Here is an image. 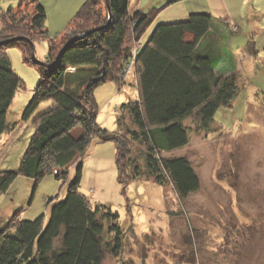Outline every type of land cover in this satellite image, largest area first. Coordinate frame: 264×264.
I'll list each match as a JSON object with an SVG mask.
<instances>
[{"label": "trees", "instance_id": "1", "mask_svg": "<svg viewBox=\"0 0 264 264\" xmlns=\"http://www.w3.org/2000/svg\"><path fill=\"white\" fill-rule=\"evenodd\" d=\"M109 2L110 10L106 0H85L61 44L49 35L43 1L19 0L17 7L0 9V137L18 126L8 121V113L23 87L6 50L18 47L40 73L21 115L23 122L34 119V131L19 169L0 171L1 196L20 174L34 180V190L48 175L68 181L69 166L79 156L66 195L51 205L48 219L44 214L14 217L9 229H0V264H103L106 251L119 255L124 232L118 211L93 205L81 192L83 160L93 139L114 141L123 194L134 181L152 179L160 186L172 184L179 197L187 198L200 189V177L186 155L166 153L190 143L187 119L198 133L208 132L217 112L231 107L240 94L234 54L222 53L213 35L218 18L193 12L181 21L159 23L134 55L133 41L142 42L161 9H132L131 0ZM223 24L233 33L228 22ZM39 40L49 42L44 63L32 61L31 42ZM204 41L208 45L201 50ZM246 49L258 56L255 42ZM127 63L135 66L131 87L137 99L117 107L112 130L97 119L95 91L108 81L124 86ZM44 103L48 108L37 114ZM54 168L63 172L56 174Z\"/></svg>", "mask_w": 264, "mask_h": 264}, {"label": "rangeland", "instance_id": "2", "mask_svg": "<svg viewBox=\"0 0 264 264\" xmlns=\"http://www.w3.org/2000/svg\"><path fill=\"white\" fill-rule=\"evenodd\" d=\"M41 1L47 9L49 35L57 37L61 44V35L85 0ZM131 2L132 9H161L148 35L159 23L181 21L193 12H208L218 18L213 35L220 39L222 53L234 54L233 67L240 73L241 91L231 107L217 112L210 131L198 133L193 129V120L187 119L190 143L166 153L171 157L186 155L200 177V189L187 198L179 197L172 184L160 186L152 179L134 181L123 194L114 141L93 139L83 160L81 192L93 205H107L113 212L118 211L124 232L121 252L115 255L106 251L103 264H264V0ZM18 4L19 0H0V9ZM226 22L233 33L223 24ZM250 42H255L258 56L246 49ZM132 44L135 55L142 42L134 40ZM33 45L32 61L44 62L48 40ZM207 45L208 41H204L201 50H206ZM6 54L23 87L17 91L8 113V121L18 126L0 137V171L19 169L34 131V119L23 122L21 115L40 80L38 68L26 61L18 47H9ZM126 72L124 86L108 81L95 91L100 107L97 119L112 130L117 128V107L137 99L131 87L137 79L134 64L127 63ZM48 106L42 104L37 114ZM126 124H130L129 118ZM78 158L69 166L66 182L48 175L34 190V180L18 175L8 190L10 195L3 194L7 202L15 198L19 207L9 220L5 219V228L8 224L10 227L14 217L35 219L44 214L48 219L51 205L66 195ZM62 172L58 170L56 174ZM1 200L2 196L0 204Z\"/></svg>", "mask_w": 264, "mask_h": 264}, {"label": "crops", "instance_id": "3", "mask_svg": "<svg viewBox=\"0 0 264 264\" xmlns=\"http://www.w3.org/2000/svg\"><path fill=\"white\" fill-rule=\"evenodd\" d=\"M135 9L138 7H134ZM152 29V28H151ZM149 29L147 30V32L143 35L142 37V43L146 41L147 36L149 34ZM233 36V35H232ZM81 133V130H79L78 134ZM8 195H10V193L8 192ZM8 195H6L5 197H8ZM6 200V199H5ZM3 196H2V200H1V204H0V229H2L5 225H6V220H9L10 216L15 213V211L19 208L16 206V199L13 198L11 200V202H7V200L5 201ZM23 202V201H22ZM23 207V206H22ZM21 207V209H22Z\"/></svg>", "mask_w": 264, "mask_h": 264}, {"label": "water", "instance_id": "4", "mask_svg": "<svg viewBox=\"0 0 264 264\" xmlns=\"http://www.w3.org/2000/svg\"><path fill=\"white\" fill-rule=\"evenodd\" d=\"M106 3H107V6H108V9L110 10V2H109V0H106ZM31 56H32V58H35L33 43H31Z\"/></svg>", "mask_w": 264, "mask_h": 264}, {"label": "bare ground", "instance_id": "5", "mask_svg": "<svg viewBox=\"0 0 264 264\" xmlns=\"http://www.w3.org/2000/svg\"><path fill=\"white\" fill-rule=\"evenodd\" d=\"M0 198H1V196H0Z\"/></svg>", "mask_w": 264, "mask_h": 264}]
</instances>
